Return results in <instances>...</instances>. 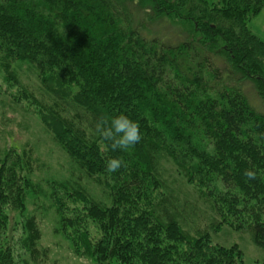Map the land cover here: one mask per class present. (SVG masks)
<instances>
[{
    "label": "trees",
    "instance_id": "1",
    "mask_svg": "<svg viewBox=\"0 0 264 264\" xmlns=\"http://www.w3.org/2000/svg\"><path fill=\"white\" fill-rule=\"evenodd\" d=\"M263 8L264 0H0L6 78L16 80L12 63H26L57 107L70 97L89 116L88 134L56 111L45 115L56 142L109 195L110 204L62 185L73 201L82 199L84 218L101 231L91 238L76 221L69 238L76 254L98 263L241 264L235 246L187 234L170 195L155 200L162 187L172 194L162 156L186 183L210 185L223 223L225 215L249 218L251 239L264 249V41L247 26ZM120 113L142 133L128 151L113 149L96 131L97 122ZM113 157L123 166L108 173ZM21 163L31 167L29 158L5 154L0 203L22 206ZM245 169L257 178L248 180ZM138 201L150 210L131 206ZM27 227L34 238L24 247L35 256L38 232L32 222ZM1 239L0 264H16Z\"/></svg>",
    "mask_w": 264,
    "mask_h": 264
},
{
    "label": "rangeland",
    "instance_id": "2",
    "mask_svg": "<svg viewBox=\"0 0 264 264\" xmlns=\"http://www.w3.org/2000/svg\"><path fill=\"white\" fill-rule=\"evenodd\" d=\"M247 26L264 41V8L247 21ZM174 28L175 32L181 30ZM11 70L16 80L6 78L0 60V167L10 150L19 155L21 160L29 158L31 167L27 168L24 163L16 167V171L25 178V181H21L22 206L13 207L6 198L0 203V238H5L1 239L3 245L12 248L16 264H117L115 260L109 259L98 263L74 252L69 238L75 232L76 221L82 220L91 238H100L101 231L94 221L84 218L82 199L75 196L73 201L64 192L67 189L69 192L84 189L93 199L110 204L109 195L108 191L85 174L69 152L61 148L49 126L53 120L45 119L46 114L48 117L51 114L52 119V112L56 111L60 117L74 123L76 131L85 129L89 134L91 129L87 112L71 103L70 97L66 99L67 104L57 107V102L44 89L37 70L32 66L14 62ZM67 91L75 92L76 89L72 87ZM247 92L250 93L249 90ZM261 111L264 112V109ZM160 164L162 177L173 195L162 187L155 195V200L170 195L180 205V213L176 218L187 234L203 236L211 244L225 248L235 246L239 250L241 264H264V249L253 243L248 230L249 218L225 215L227 223H223L216 214L217 207H220L216 197L208 195L209 184L199 186L186 183L169 157L162 156ZM63 184H66V190ZM57 197L62 199L64 207L62 203L57 206ZM131 206L150 210L145 201H138ZM75 214H78L77 218ZM29 222L38 232L34 245L38 253L35 256L24 247V241L34 238L27 227Z\"/></svg>",
    "mask_w": 264,
    "mask_h": 264
},
{
    "label": "clouds",
    "instance_id": "3",
    "mask_svg": "<svg viewBox=\"0 0 264 264\" xmlns=\"http://www.w3.org/2000/svg\"><path fill=\"white\" fill-rule=\"evenodd\" d=\"M97 133L106 140L111 141L113 149L128 151L142 139L139 124L124 113L114 115L109 119L97 122ZM123 166V161L119 157L107 160L105 164L108 173H114ZM243 175L248 180H255L257 172L252 169H245Z\"/></svg>",
    "mask_w": 264,
    "mask_h": 264
}]
</instances>
